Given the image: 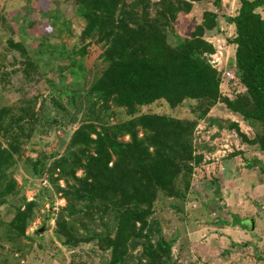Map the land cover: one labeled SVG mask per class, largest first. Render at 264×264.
Returning a JSON list of instances; mask_svg holds the SVG:
<instances>
[{
    "label": "rangeland",
    "instance_id": "374dc122",
    "mask_svg": "<svg viewBox=\"0 0 264 264\" xmlns=\"http://www.w3.org/2000/svg\"><path fill=\"white\" fill-rule=\"evenodd\" d=\"M169 2L174 8L162 0H124L119 21L132 31L155 22L172 46L200 36L215 48L204 54L208 59L225 53L237 80L227 83L218 71L221 98L210 108L190 98L176 107L163 98L132 109L120 105L95 87L111 64L114 36L107 37L108 29L85 34L93 13L75 0H0V264H111V251L98 240L75 246L58 233L65 191L83 175L79 163L94 153L74 138L81 132L96 139L100 132L129 143L134 132L143 141L140 120L148 115L181 123L174 194L160 193L154 214L172 243V262L264 264V152L251 143L261 130L225 103L246 90L235 63L233 21L242 1ZM257 11L264 19V4ZM207 12L217 15L213 30L203 27ZM13 138L17 152L9 147ZM75 207L80 214L68 221L76 235L105 230L83 214L87 203ZM19 210L27 212L25 221ZM105 222L114 227L111 216ZM128 262L145 264L141 244L131 247Z\"/></svg>",
    "mask_w": 264,
    "mask_h": 264
},
{
    "label": "trees",
    "instance_id": "16d2710c",
    "mask_svg": "<svg viewBox=\"0 0 264 264\" xmlns=\"http://www.w3.org/2000/svg\"><path fill=\"white\" fill-rule=\"evenodd\" d=\"M75 1L95 17L91 29L84 30L86 35L94 29H108L107 37L114 36L107 53L111 64L95 86L106 97H114L130 109L162 98L173 107L188 98L205 100L210 108L221 98L220 73L204 56L215 48L204 38L196 36L175 46L167 45L155 22L150 23L149 29L141 26L132 31L119 21L118 12L126 7L124 0ZM241 1L239 14L233 19L235 63L246 90L236 100L226 98L225 103L259 125L261 131L251 143L264 152V19L257 11L264 0ZM162 6L174 8L169 0H162ZM202 24L206 30L215 29L216 13L207 12ZM140 123L147 133L143 141L134 132L129 143L100 132L96 139L81 132L76 135L74 143L94 147V153L85 163H79L83 175L76 176L65 191L68 204L59 214L57 229L75 246L98 240L103 250L111 251V264H131L130 249L138 244L143 247L145 264H174L172 243L164 238L154 214L158 195L174 194V144L180 142L181 123L159 115L145 116ZM9 147L17 152L18 139L13 138ZM77 202L87 203L83 214L93 222H101L105 226L103 232H89L87 236L74 233L68 219L80 214L75 207ZM26 214L19 210L17 218L25 221ZM106 216L112 217L114 227L105 222Z\"/></svg>",
    "mask_w": 264,
    "mask_h": 264
},
{
    "label": "built area",
    "instance_id": "2783aa9c",
    "mask_svg": "<svg viewBox=\"0 0 264 264\" xmlns=\"http://www.w3.org/2000/svg\"><path fill=\"white\" fill-rule=\"evenodd\" d=\"M216 54H212L211 58L209 59L210 63L212 64L213 68L217 69L218 71L221 72L222 75V80L226 81L227 83L229 82H234L237 80L236 74L229 69L228 64L229 59L225 53H223L221 50L216 51ZM224 63H227L226 66H223Z\"/></svg>",
    "mask_w": 264,
    "mask_h": 264
},
{
    "label": "water",
    "instance_id": "95a60500",
    "mask_svg": "<svg viewBox=\"0 0 264 264\" xmlns=\"http://www.w3.org/2000/svg\"><path fill=\"white\" fill-rule=\"evenodd\" d=\"M248 228L249 230H254L255 229V224H254V221L253 220H250L249 223H248ZM43 230H41L42 232Z\"/></svg>",
    "mask_w": 264,
    "mask_h": 264
}]
</instances>
